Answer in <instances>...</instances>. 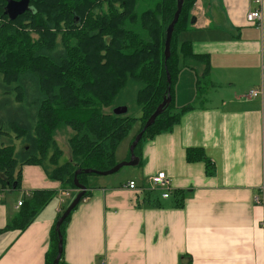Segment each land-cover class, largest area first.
Instances as JSON below:
<instances>
[{
  "label": "crops",
  "instance_id": "0c3cea01",
  "mask_svg": "<svg viewBox=\"0 0 264 264\" xmlns=\"http://www.w3.org/2000/svg\"><path fill=\"white\" fill-rule=\"evenodd\" d=\"M261 1L258 27L247 20L259 8L257 0H202L205 14L194 15L197 22L183 34L196 54L210 55L215 87L198 104L196 75L184 70L175 104L195 108L173 132L143 142L135 173L140 180H88L91 195L66 226L65 264H264V201H255L264 188ZM254 90L263 94L250 97ZM189 148L203 149L210 166L189 163ZM160 172L172 179L169 199L150 190ZM130 182L151 192L141 195ZM40 190L56 191L59 200L25 231L0 234V264H45L51 232L70 205L63 203L61 183L43 167L24 166L22 189L0 192V230L19 212V202Z\"/></svg>",
  "mask_w": 264,
  "mask_h": 264
},
{
  "label": "trees",
  "instance_id": "16d2710c",
  "mask_svg": "<svg viewBox=\"0 0 264 264\" xmlns=\"http://www.w3.org/2000/svg\"><path fill=\"white\" fill-rule=\"evenodd\" d=\"M144 1L30 0L32 10L15 21L0 8V17L6 20L0 25L1 87L8 95L0 105L8 111L15 106L14 112L0 117V192H19L24 166L36 165L43 167L49 179L60 182L63 191H77L75 176L81 171L77 178L87 187L82 202L91 195L90 175L84 171L113 169L116 150L134 125L141 124L139 134L168 96L171 103L135 150L139 165L143 142L173 132L183 115L195 108L194 104L182 108L175 104L176 85L184 70L195 73L196 100L204 104L215 87L211 57L196 54L190 41L178 44V35L192 28L197 0H183L167 61V30L178 0H148V9L139 13L137 8ZM130 83L139 85L135 99L139 114L131 115L127 107V114L115 115L114 110L123 105L117 102ZM64 127L73 134L70 159L61 164L63 151L55 135ZM187 160L206 161L210 166L201 148H189ZM55 197L56 191L40 190L24 198L0 234L25 231ZM71 215L61 226L63 241ZM58 245L55 225L45 264H54ZM59 264H65L63 254Z\"/></svg>",
  "mask_w": 264,
  "mask_h": 264
},
{
  "label": "rangeland",
  "instance_id": "374dc122",
  "mask_svg": "<svg viewBox=\"0 0 264 264\" xmlns=\"http://www.w3.org/2000/svg\"><path fill=\"white\" fill-rule=\"evenodd\" d=\"M201 5H202V0H197V3L194 6L193 11H192L193 16L195 15L196 17H198V16L202 15L201 13L205 14V9H204L203 5H202L203 8H201ZM148 6H149L148 0H145L144 2L139 4L137 11L139 13H142L143 11L148 9ZM198 8H200V9H198ZM5 21H6L5 18L0 17V25H3L5 23ZM178 36H179V38H178L179 46L182 45L184 42H186L189 39L188 35H186V34H180ZM2 79H4V75H3V73H0V102L8 96L7 94H4V89H6L5 86L1 87ZM138 89H139V85H137L135 83H130L128 85V87L121 94V96H120L121 99L117 102V105L123 104L122 106L126 105L125 107H129L130 108V114L133 116L139 114V108L136 105V101H135ZM213 93L217 94L218 92H213ZM210 94H208V95H210ZM119 107H121V106H119ZM10 109L12 110V111L10 110L11 112H14L15 106L13 105V109L12 108H10ZM10 111L4 110V107H2V105H0V117L6 116L7 114L11 113ZM140 128H141L140 123H137L136 125H134V127L132 128L128 137L117 148V150H116V161L118 162L117 164L125 162V161H129V160L124 161V159L126 157H127V159L129 158V153H130V148L132 146L131 145L132 141H133L134 137L138 135V131ZM72 134H73L72 130L70 128H66V127L62 128L56 132L55 140H56L59 148L63 151V156L61 157V160H60L61 164L67 162L70 159L69 140H70ZM138 170H139L138 166L124 167L119 172H117L113 175H110V176L102 177L100 175H90L88 180L90 182V185H91V183H93L99 179L100 180L110 179V180H113L115 182H120V181L131 179V178H135L137 180H140V177H138L137 174H135L138 172ZM149 185L152 186L151 183H149ZM156 193L161 195V192H159V191H157ZM71 195H72L71 198H69V197L66 198V200L68 201L67 202L68 205L72 204V202L74 201V199L76 198L78 193L72 192ZM58 200L59 199H56V197H55L56 203ZM65 207H67V206L65 205Z\"/></svg>",
  "mask_w": 264,
  "mask_h": 264
},
{
  "label": "water",
  "instance_id": "95a60500",
  "mask_svg": "<svg viewBox=\"0 0 264 264\" xmlns=\"http://www.w3.org/2000/svg\"><path fill=\"white\" fill-rule=\"evenodd\" d=\"M8 5L6 7L5 14L9 16L10 21H15L17 20L20 16L24 15L26 12H29L32 10L30 6V0H7ZM183 8V0H178V8L174 16V20L170 24L168 30H167V38H166V47H165V61H167L170 56H171V41L174 33L175 26L179 20V17L181 15ZM197 22L196 18L193 17L192 24H195ZM170 81V78H169ZM172 101L171 96H168L164 100V102L158 107L156 112L152 115V117L148 120L146 123L145 127L143 130L136 136L131 148H130V153L131 157L129 161H125L122 163L117 164L113 169L107 171V172H98L94 170H85L84 173L88 175L96 174L100 176H110L113 175L117 172H119L122 168L124 167H135L139 165V158L135 154V150L141 140L143 139L144 133L146 130L151 127L154 123L155 120L158 116H160L165 107H167ZM128 113V108L125 106L117 107L114 110L115 115H125ZM81 171H77L76 176H75V186L77 188V191H79L78 195L72 202V204L66 209V211L63 213L61 218L57 221L56 223V230L58 232L59 236V245H58V255L57 258L55 259L54 264H59L61 261V257L63 254V248H64V241H63V236L61 234V226L65 222V220L71 215V213L74 211V209L80 204L82 198L86 195L87 192V187L85 185H82L79 183L78 180V175L81 174Z\"/></svg>",
  "mask_w": 264,
  "mask_h": 264
},
{
  "label": "built area",
  "instance_id": "2783aa9c",
  "mask_svg": "<svg viewBox=\"0 0 264 264\" xmlns=\"http://www.w3.org/2000/svg\"><path fill=\"white\" fill-rule=\"evenodd\" d=\"M257 4H259V8L250 12L247 16V20L250 23H253L255 25H257L258 27H260L262 25V20H263V11H262V1L261 0H257ZM200 9V8H198ZM263 94L262 91H258V90H254L250 92V97H258L259 95ZM151 182V191H159L161 192V197L163 199H169L173 196L174 194V189H173V183H172V179L165 173V172H160L159 174H157L156 176L152 177L150 179ZM128 187L131 190L136 191L137 193L141 194V195H146L147 192H151L148 189H146L144 186L141 187L138 184H136L135 182H130ZM63 196L65 197L63 199V203L65 202L66 198H68L70 196L69 191H63ZM256 203L258 204H262V202L264 201V188L261 191L259 197H257L255 199ZM23 204V201L21 200L18 204L19 207H21Z\"/></svg>",
  "mask_w": 264,
  "mask_h": 264
},
{
  "label": "flooded vegetation",
  "instance_id": "af4514ba",
  "mask_svg": "<svg viewBox=\"0 0 264 264\" xmlns=\"http://www.w3.org/2000/svg\"><path fill=\"white\" fill-rule=\"evenodd\" d=\"M4 3H2V1L0 0V8L3 9V14L9 19V16L5 14L6 11V7L8 5V1L7 0H3ZM19 1V0H17Z\"/></svg>",
  "mask_w": 264,
  "mask_h": 264
}]
</instances>
